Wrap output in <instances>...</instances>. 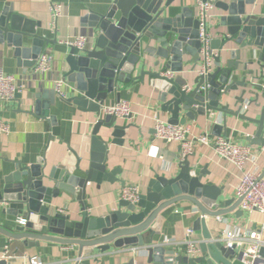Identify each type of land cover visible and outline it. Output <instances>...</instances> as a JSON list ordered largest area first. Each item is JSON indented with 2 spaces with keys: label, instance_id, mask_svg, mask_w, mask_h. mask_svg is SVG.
<instances>
[{
  "label": "water",
  "instance_id": "water-1",
  "mask_svg": "<svg viewBox=\"0 0 264 264\" xmlns=\"http://www.w3.org/2000/svg\"><path fill=\"white\" fill-rule=\"evenodd\" d=\"M174 1L113 0L106 12L83 16L80 24L90 30L91 45L83 49L69 47L64 61L65 76L74 85V92L67 98L58 96L53 89L38 92L35 95L36 112L55 121L50 115V106L58 99L100 117L108 93L116 90L119 82L129 83L139 71L134 78L143 81L145 76L150 77L151 85L158 91L160 110L170 114L169 123L183 125L188 119L208 112L210 116L222 113L226 123L228 115H233L254 124L256 131L247 140L253 145L264 146V89H255L257 85L251 84L246 76L235 78L242 56L247 59L242 65L243 70L253 75L255 70L248 67L257 64L260 78H264V15L255 12L257 0H215V7L226 13L221 24L227 26V34L212 39L210 47L222 51L232 41L238 48L228 50L230 60L226 67L222 65V53H218L215 56L216 70L197 75L195 86L189 91L184 89L187 84L182 76H162V72L168 69L182 72L189 64H193L194 70L201 62L199 20L190 6H184L183 2L175 6ZM38 27H41L40 22L15 12L12 6L0 10V42L12 44L31 73L40 56L46 53L45 45L57 42L38 34ZM188 54L192 58L184 62L183 57ZM151 58L154 59V70L149 69ZM163 60L165 64L159 69ZM239 88L241 92L235 97L236 108L231 109L227 102L224 103L225 97ZM247 94L252 96L249 106L258 109V117L242 112ZM182 111L185 112L183 117L180 116ZM117 119L115 115L107 114L94 124L87 168L81 166V158L74 150H70L48 173L44 160L32 166H18L0 190V201L10 204L4 213L15 217L23 215L26 224L18 223L11 229L0 226V232L11 239L22 240L27 247L36 246L41 240L74 245L80 256L137 248L155 264L201 262L202 257H175L173 249H167L165 244L156 240V235L163 233L165 222L161 212L188 201L199 213L194 229L202 231L200 250L208 255L207 264H233L232 258L241 263L242 253L215 240L207 218L222 217L233 211L237 216H243L244 211L239 208L242 198L224 199L222 188L203 182L208 173L206 169L198 174L193 172L190 157L180 161L177 174L152 178L138 201L121 199L104 215L90 213L87 201L89 184L95 182L99 186L103 182L113 184L120 181L117 177L120 168H107L109 142L100 135L104 126L112 130V143L124 145V137L134 124H120ZM215 134L221 135L216 131ZM76 170L82 175L75 174ZM49 182L52 185L47 184ZM63 191L74 194L80 202L78 218L53 211L52 201ZM260 256L255 264H264V246ZM83 263L90 262L87 259ZM0 264L8 262L0 259Z\"/></svg>",
  "mask_w": 264,
  "mask_h": 264
},
{
  "label": "crops",
  "instance_id": "crops-1",
  "mask_svg": "<svg viewBox=\"0 0 264 264\" xmlns=\"http://www.w3.org/2000/svg\"><path fill=\"white\" fill-rule=\"evenodd\" d=\"M112 1L0 0V10L5 6H12L15 12L41 23V27L37 28L38 34L48 39L57 40L56 43L50 42L45 45V52L54 57L51 76L31 73V69L24 66V59L16 54L15 47L6 41L0 42V66L6 73L14 74L18 82L24 86L21 94L16 95L13 99L0 100V118L10 128L7 134L0 132V190L4 188L6 179L16 171L18 166H32L40 160H44V164L47 165L45 172L48 173L51 167L60 164L70 150L76 151L77 156L81 158L83 168L88 167L93 126L97 120L105 118L107 114L102 111L98 117L97 114L83 112L57 99L56 103L50 106V115L55 118V121H52L49 117L36 112L34 107L35 95L45 89L54 90L51 77L66 74L64 61L69 46L62 44L60 40L83 34L87 37L85 47H89L92 40L91 33L89 29L81 27L80 20L85 15L106 12ZM181 2L184 6H190L196 16L197 0H176L174 5H179ZM53 3H60L65 8L64 15L58 19L55 29L51 27L50 5ZM255 12L264 15V0H257ZM225 14L217 7L213 10L208 24L212 39L222 38L224 34H227V26L221 24ZM142 48H144V43H142ZM231 48H238V45L231 41L223 47L222 51L215 50L216 53H222L223 67H226L230 60L228 50ZM144 55L146 54L144 53ZM183 58L184 62H187L192 58V55L188 54ZM149 60V69L154 70V59ZM246 60L245 57H241L242 64L240 70L236 71L235 78L241 79L246 76L251 84L257 85L255 89H264V78H260L259 66L257 64L249 65L248 68L255 71L253 75L248 74L242 67ZM161 64L159 69L164 66L165 61L163 60ZM199 65L200 62L194 67V70H192L193 64L184 66L182 72H175V77L182 76L186 80V84L193 88ZM214 70H216V65ZM138 74L139 71L135 72L129 83L119 82L118 88L108 93L104 103V105H112L119 100H128L132 106V115L123 119L118 118L117 121L120 124L132 123L134 125L129 128L124 137V145L111 142L112 130L104 126L100 130V135L109 142L107 168L108 170L120 168V172L117 174L120 181L113 184L103 182L99 186L95 182L89 184L87 201L92 215H104L111 208H115L121 200V192L124 186L138 185L141 193H145L152 178L157 175L173 176L180 170V144L176 141L165 142L155 137L154 117L160 116L168 121L170 114L160 110L161 103L157 98L158 91L151 85L150 77L145 76L143 81L135 79L134 77ZM255 76H258V79H254ZM69 85L68 97L74 92V85L70 82ZM240 92L241 88L231 91L225 97L224 103L227 102L231 109H235L237 104L235 97ZM251 97L250 94L245 96L242 112L250 117H258V109L254 105L249 106ZM184 115L185 112L182 111L180 116L183 117ZM186 124L192 126L195 134L208 133L215 137L217 136L216 131L240 144H251L247 138L253 136L256 131L254 124L233 115H228L227 122L224 123L222 113L211 116L209 112L204 116L197 115L195 119H188ZM190 160L193 165V172L198 174L204 169L208 172L202 179L204 183L222 188L224 199H238L236 187L239 183L240 172L234 165L220 158L211 147L201 143L196 144ZM259 165L263 173L264 154L260 158ZM75 174L82 175V172L76 170ZM47 184L52 185L50 182ZM9 207L10 204L4 201L0 205V226L7 229L18 224L17 220L23 217V215L15 217L4 213ZM52 209L54 212L62 211L63 214H71L74 218H78L81 204L74 194L63 191L59 197L53 199ZM161 215L165 218L162 225L163 233L156 235V240L165 244L167 249H173L175 257L203 258L201 262L182 261L172 264H207V254L200 250L198 254L191 256L187 253V247L183 243L187 230L191 228L194 230L192 237L198 242L199 248L203 241L202 231L194 229V222L199 216L194 206L188 201H182L164 209ZM263 220L264 215L256 211H246L241 217L233 211L219 218H207V224L216 236L220 228L238 225L246 229H254ZM262 235L264 239V232ZM166 239H173L178 243L175 245L164 243ZM6 245H10L11 251L18 256L9 261V264H24L25 258L23 256L25 255L38 256L47 264H74V260L80 257L78 249L74 245L41 240L38 245L27 247L22 240L11 239L0 232V259H2ZM82 257L84 260L88 259L89 264H155L149 262L146 253L137 248L131 251L112 249L101 255ZM97 257L99 258L96 259ZM232 261H234L233 264H243L242 262H235L234 258Z\"/></svg>",
  "mask_w": 264,
  "mask_h": 264
},
{
  "label": "built area",
  "instance_id": "built-area-1",
  "mask_svg": "<svg viewBox=\"0 0 264 264\" xmlns=\"http://www.w3.org/2000/svg\"><path fill=\"white\" fill-rule=\"evenodd\" d=\"M196 18L199 20V40L201 62L198 67V75H206L214 70L215 56L218 54L211 49L212 36L208 29L209 20L215 9V0H197ZM64 5L53 3L50 5L51 27L57 26L58 19L64 15ZM60 42L69 47L74 46L79 49L85 48L87 37L80 34ZM54 57L50 53L40 56L34 67L33 74L52 75ZM162 76L174 78L175 72L168 69L162 72ZM51 84L58 96L68 97L69 82L64 74L58 77H51ZM24 86L18 82L14 74L6 73L0 66V100H11L18 93L23 91ZM184 89L189 91L190 86L185 85ZM74 90V88H73ZM102 111L105 114L115 115L117 118H127L132 115L133 110L128 100H119L112 105H104ZM155 137L165 142L176 141L180 144V159L190 157L195 150L197 143L211 147L222 159L234 165L240 172L239 183L236 187V196L242 198L240 209L244 212H259L264 215V176L260 170L259 161L264 154V146H254L251 144H240L232 141L226 136L212 137L208 133L195 134L189 124L174 125L160 116L154 117ZM9 125L0 118V132L9 133ZM141 189L138 185L130 184L123 187L121 199L136 202L139 200ZM3 201H0V205ZM62 211H60L61 213ZM219 218V217H218ZM17 222L26 224V219L19 218ZM264 220L254 229H246L238 225H229L218 231L215 240L221 241L225 247L237 250L242 253L243 264H255L261 258L260 250L264 246L263 239ZM194 230L188 229L183 243L187 247V253L194 256L200 252L198 242L192 237ZM164 243L177 244L176 240L166 239ZM17 254L11 251L10 245H6L2 259L9 261L16 259ZM24 264H47L38 256H23ZM82 256L74 260V264L83 263ZM67 264V263H66Z\"/></svg>",
  "mask_w": 264,
  "mask_h": 264
}]
</instances>
